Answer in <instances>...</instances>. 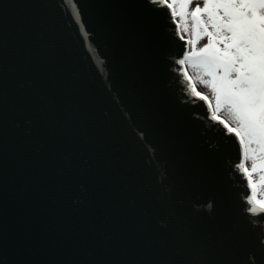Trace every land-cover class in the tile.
<instances>
[{
    "label": "water",
    "instance_id": "obj_1",
    "mask_svg": "<svg viewBox=\"0 0 264 264\" xmlns=\"http://www.w3.org/2000/svg\"><path fill=\"white\" fill-rule=\"evenodd\" d=\"M131 2L146 5L0 0L10 73L0 116V264H82L93 253L80 239L102 228L127 244L184 227L220 246L219 264L259 257L264 216L242 210L239 139L193 92L170 11L121 7ZM137 12L146 17L145 39L133 68L117 22ZM37 19L54 42L75 112L60 100L46 113L15 88L18 61L28 55L21 26Z\"/></svg>",
    "mask_w": 264,
    "mask_h": 264
},
{
    "label": "snow or ice",
    "instance_id": "obj_2",
    "mask_svg": "<svg viewBox=\"0 0 264 264\" xmlns=\"http://www.w3.org/2000/svg\"><path fill=\"white\" fill-rule=\"evenodd\" d=\"M177 4L181 6L180 15L191 13L192 28L191 36L181 37L184 47L178 61L184 64L185 57H195L194 62L203 64L211 75L217 103L224 102L234 109L238 126H232L227 120L223 122L240 142L242 154L238 164L248 186L247 194L242 197L247 206L242 210L264 216V193L260 191L264 188V0H159V5L155 0H146V5L131 2L121 7L148 6L154 10L164 6L175 19ZM144 22L146 17L139 12L117 22L133 68L138 45L145 39ZM21 28L28 55L20 58L15 74V88L20 98L46 113L54 112L63 100L69 111L75 112L71 92L60 78L62 69L44 21L37 19ZM7 38V22L0 19V116L5 110L10 77L4 54ZM196 95L207 98L203 91H197ZM20 111L23 113L24 108ZM216 119L223 120V117ZM246 145L252 154L251 167L243 158ZM68 163L70 168L80 165L79 161ZM126 195L135 199V193ZM213 203L208 201L209 206ZM79 243L93 253L82 258V264H219L214 254L219 253L220 246L206 242L184 227H178L166 238L147 243L132 238L127 244L111 230L102 228L96 235L85 234ZM249 259L252 264H264V235L260 236L259 257L249 253Z\"/></svg>",
    "mask_w": 264,
    "mask_h": 264
},
{
    "label": "rangeland",
    "instance_id": "obj_3",
    "mask_svg": "<svg viewBox=\"0 0 264 264\" xmlns=\"http://www.w3.org/2000/svg\"><path fill=\"white\" fill-rule=\"evenodd\" d=\"M181 6L179 4L176 5V10H180ZM176 22L178 23L179 33L181 36H191L192 35V28H191V13L189 12L187 16H182L179 14L176 16ZM200 40V38H197ZM202 42V41H201ZM191 50V48H189ZM196 58L193 57H185L186 63L182 64L183 70L188 78L191 76L192 79L189 80L191 84V88L193 92L203 91L206 93V97L204 98L215 117L220 116L223 117V120H227L232 126H238L239 121L237 119L236 113L234 109L224 103H217L216 100V90L211 84V75L206 71L205 66L198 62H194ZM191 61V62H190ZM214 111H213V109ZM243 158L245 162L248 164L249 167L253 164L252 154L246 145L243 150ZM258 175V173H257ZM260 191L264 193V188H261Z\"/></svg>",
    "mask_w": 264,
    "mask_h": 264
},
{
    "label": "trees",
    "instance_id": "obj_4",
    "mask_svg": "<svg viewBox=\"0 0 264 264\" xmlns=\"http://www.w3.org/2000/svg\"><path fill=\"white\" fill-rule=\"evenodd\" d=\"M180 9V8H179ZM179 12H180V10H176V16L179 14ZM176 18V17H175ZM176 20V19H175ZM191 58H193V57H191ZM191 62V61H190ZM213 109V108H212ZM213 111H214V109H213Z\"/></svg>",
    "mask_w": 264,
    "mask_h": 264
}]
</instances>
